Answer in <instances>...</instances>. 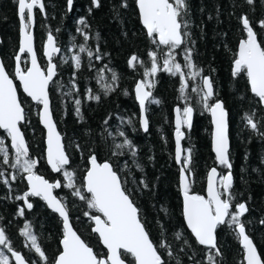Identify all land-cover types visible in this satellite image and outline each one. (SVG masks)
Here are the masks:
<instances>
[{"label": "trees", "instance_id": "trees-1", "mask_svg": "<svg viewBox=\"0 0 264 264\" xmlns=\"http://www.w3.org/2000/svg\"><path fill=\"white\" fill-rule=\"evenodd\" d=\"M44 2L47 17L38 10L35 26L36 49L44 68L47 62L43 56V46L48 30H52L58 45L66 52L73 42L72 37L76 38L77 44L84 42L76 32L77 27H80L77 22L82 17L87 19L90 26L86 29L91 35L88 46L95 51L98 44L103 55V59L99 61L93 58L91 63L94 67L89 68L90 62L86 54H82V67L79 70L74 69L71 60L61 63V57L55 58L58 65V76L55 80L65 87L61 90L51 85L52 109L70 154L69 168L76 172L77 186L84 184V177L89 168V156L92 153H95L100 162L109 161L114 170L127 179L126 187L132 192V199L141 211L150 238L157 244L162 239L171 244L172 257H169L164 249H159L167 264H177V260L180 264H206L207 249L197 243L184 220L179 184L180 166L174 159V112L177 105L183 107V101L178 98L181 79L179 75L174 76L164 71L156 74L153 95L161 103L149 107V131L146 133L140 125V109L134 95L136 83L145 79V67H150L149 52L156 50L162 53L167 49L165 46L154 44L153 38L148 36L141 24L136 0H127L126 8L121 7L122 0H101L99 8L93 7L92 0H73L70 12L67 10V0ZM188 3L189 15L193 21L190 31L195 41L194 45H190L194 48L193 60L203 69V75L211 76L216 93L214 99L222 100L229 112L230 158L235 195L233 203L247 202L249 212L242 219L247 221L246 230L264 259V224L260 223L264 220V137L246 127L244 118L245 113L255 112L256 118L264 123V107L251 93L246 74L233 76V64L239 42L246 38L240 20L242 15L248 16L264 46V27L259 24V21L264 20V0H254L251 5L247 4L246 0H188ZM90 7L93 9L91 13L88 11ZM0 35V55L5 67L13 74L11 70H14L20 42V21L15 0H0ZM177 53V60L183 65V46L177 49ZM132 55L139 57L144 62L143 65L131 67L129 60ZM24 59L27 60L26 56ZM162 59L163 55L160 57L161 62ZM27 64L23 63V66L26 67ZM105 65L118 75L115 91L109 94H104L102 86L97 83L96 70ZM74 72L79 93L73 95L82 100L83 119L76 115L72 98L61 95V91L69 90ZM105 76L111 82V73L106 71ZM198 82V78L196 81L190 80L189 93L196 111L191 131L186 133L183 145L190 146L193 150L192 168L195 183L192 184L191 190L204 195L208 171L212 167H218L221 172L227 170L223 166H217L212 152L210 114L196 102V94L191 93V87ZM88 88L101 95L99 102L85 98ZM20 99L27 116L22 129L30 155L39 160V173L51 180V172L45 160V131L39 123L40 105L33 103L22 93ZM129 117L133 121L131 125L121 123L122 119L127 120ZM118 129L125 131L136 145L135 160L142 166L143 171L135 167L133 157L127 151L124 155L113 156V140L108 132L115 134ZM260 130L264 131V126H261ZM0 138L5 139L9 151L13 152L9 137L1 129ZM121 139L118 137L117 141ZM125 162L127 168L124 167ZM0 171H4L7 176L12 169L5 165L0 167ZM59 177L64 185L65 178ZM142 178L149 185L147 189L139 186ZM26 190L25 179L10 181V188L0 180V223H6L7 235L17 250L22 243L17 221L21 222L22 219L17 215V204L12 198L22 195ZM71 193V189L62 186L57 195L67 200L73 226L95 252L101 256L106 255L107 252L98 236L91 230L93 222L84 215L89 211L86 203ZM91 211L93 214H99L95 210ZM27 215L51 262L60 251L56 238L62 234L57 216L40 201L36 202ZM176 232H182L183 239H176ZM184 239L188 241V245L183 243ZM217 246L222 253V257L218 258L219 264H240L243 260L242 247L227 226L218 227ZM122 255L129 264L135 263L130 254Z\"/></svg>", "mask_w": 264, "mask_h": 264}, {"label": "snow or ice", "instance_id": "snow-or-ice-1", "mask_svg": "<svg viewBox=\"0 0 264 264\" xmlns=\"http://www.w3.org/2000/svg\"><path fill=\"white\" fill-rule=\"evenodd\" d=\"M17 4V15L21 24V40L19 51L15 56V68L11 70L27 94L36 104L40 105L38 113L40 120L46 128V160L51 169L62 173L66 180L63 185L72 190V195L84 201L89 209L84 215L94 223L92 231L96 233L107 249V254L101 256L94 251L93 247L81 237L72 226L69 216L68 203L65 198L53 194V190L60 188V180L50 182L43 175L37 173L36 168L39 163L37 158H33L29 152V145L21 130L22 122L27 116L25 107L18 95L17 85L13 74L6 69L5 62L0 59V129L6 132L10 138V147L4 138H0V167L8 166L12 171L5 176L4 171H0V180L9 186L10 181L18 178L26 179L28 190L22 195H17L16 200L23 201V206L19 207L17 214L21 217L25 215V210H31L33 203L30 197H38L46 202L47 206L57 213L62 219L63 236L61 240L62 250L59 251L51 262L42 248L39 237L34 231L32 223L25 222L19 229L20 235L24 238V246L32 250L43 264H125L122 253L130 254L135 264H167L159 249H164L169 257L173 256L171 244L162 239L158 244L154 243L145 228L140 209L132 199V192L127 189V179L114 170L112 163L104 161L98 162L95 153L89 156L90 168L84 177V184L77 186L76 172L70 170V154L64 143V136L57 129L56 121L53 118L52 101L50 98L49 86L55 85L63 90L65 87L59 83L57 63L54 59L61 57V63L72 61L75 70L82 67V54H86L89 60V68L94 67L91 63L93 58L97 61L103 59L97 44L95 51L88 46L91 39L90 26L86 18H80L76 32L83 38V43H75L76 38L72 37V44L65 52L57 45L56 37L51 29L47 32L44 44V56L47 60V67H41L38 62L37 52L34 44V28L36 21V10L47 17L44 0H15ZM101 0H92L95 8L100 7ZM139 15L143 26L147 30L149 37L153 38V43L165 46L167 51L159 52L153 50L149 52L151 61L150 67H145L144 77L135 85L136 99L140 107V125L144 132L149 129L148 110L153 104H160L161 101L153 95L156 87L155 76L164 71L171 75H179L181 85L179 88L183 107L177 105L175 108V155L174 159L180 165V187L183 196V216L187 227L191 230L199 245L207 249L205 254L206 264H219L218 258L222 257L216 242V232L218 227L227 226L236 236L242 246L244 253L240 264H264V259L251 237L246 232V220L242 218L249 212L247 202H236L233 193L234 177L232 174V162L230 158V142L228 136V112L224 102L214 99L216 96L213 80L211 76L203 75V69L193 60L195 41L192 39L190 28L193 24L188 0H136ZM251 5L254 0H246ZM127 0H122L121 7L126 8ZM73 7V0H67V10L70 12ZM92 7L88 9L92 12ZM242 27L246 33V38L241 39L238 51L235 54L233 76L245 73L250 85V91L258 98V103L264 105V46L258 40L257 33L249 21L248 16L240 17ZM264 27V20L259 21ZM58 32L59 29H56ZM97 38L99 34L97 33ZM183 46L182 65L177 60V49ZM70 53V55H69ZM27 54L28 59L22 60V56ZM163 55L162 62L160 60ZM22 63H30L29 67L22 68ZM143 61L136 55H132L129 65L135 67L137 64L143 65ZM97 83L102 86L104 94L115 91L118 82V75L110 68L97 69ZM110 72L111 77L105 76V72ZM191 87V93L196 94V102L203 110L209 112L212 117L213 150L215 159L219 166H223L226 172L218 171L217 167H212L207 173L206 196L191 190L195 183V173L192 168V148L185 147L182 141L186 139V133L191 131L193 116L196 109L192 105V96L189 93L190 80L196 81ZM74 93H79L76 84L75 72L70 82L67 92L61 91L62 96L72 98L75 113L83 119L81 114L82 100L74 97ZM85 98L87 100L100 101L101 95L93 92L92 88L86 89ZM246 127L250 128L258 135L264 137V126L261 120L256 118L255 112L245 113ZM132 118L121 121L122 124H132ZM107 124V121H105ZM108 135L113 140V156L124 155L127 151L133 157L135 167L143 171L142 166L136 162L137 147L128 138L125 131H112ZM122 138L117 141V138ZM79 149V144L76 145ZM128 167L127 162L124 165ZM135 183V179L133 180ZM139 186L144 189L149 187L145 179H141ZM91 210H95L93 214ZM165 212L166 209H163ZM264 224V220L260 221ZM176 239H183L182 232H176ZM188 245L186 239L183 240ZM183 250V249H182ZM0 264H37V261L26 258L22 252L14 249L10 237L6 233V228L0 226ZM177 264H180L177 260Z\"/></svg>", "mask_w": 264, "mask_h": 264}, {"label": "water", "instance_id": "water-1", "mask_svg": "<svg viewBox=\"0 0 264 264\" xmlns=\"http://www.w3.org/2000/svg\"><path fill=\"white\" fill-rule=\"evenodd\" d=\"M137 4V3H136ZM137 8H138V6H137ZM138 12H139V9H138ZM140 16V15H139ZM140 21H141V18H140ZM141 24H142V22H141ZM35 26H36V21H35ZM142 26H143V24H142ZM144 27V26H143ZM145 28V27H144ZM20 29H21V24H20ZM145 30H146V28H145ZM254 30V29H253ZM255 31V30H254ZM146 32H147V30H146ZM34 37H35V40H34V44H35V50H36V52H37V49H36V36H35V28H34ZM257 38H258V36H257ZM20 40H21V31H20ZM259 40V39H258ZM2 41V39H1V35H0V42ZM57 41V40H56ZM46 42V41H45ZM45 44V43H44ZM19 45H20V42H19ZM57 45H58V43H57ZM59 46V45H58ZM60 47V46H59ZM19 51V50H18ZM24 56H26V58L28 59V56H27V54H24ZM24 56H22V60H25L24 59ZM43 56H44V46H43ZM45 57V56H44ZM37 58H38V62L40 63V65H41V62H40V60H39V56H38V53H37ZM0 59H2V57H1V55H0ZM45 60H46V58H45ZM46 62H47V60H46ZM55 62V61H54ZM30 66V63H28L27 64V66L26 67H29ZM21 67L22 68H25V66H23V63L21 64ZM41 67H43L42 65H41ZM47 67V66H46ZM45 67V68H46ZM14 68H15V65H14ZM233 68H234V64H233ZM7 69V68H6ZM13 78H14V81H15V83H16V85H17V91H18V95H19V97H20V93H22L23 95H25L27 98H29L33 103H36V102H34L30 97H28L27 96V94L26 93H24V91H23V88H22V85H21V83H20V81L17 79V78H15L14 77V75H13ZM55 79V78H54ZM50 87H51V85L49 86V92H50ZM249 87H250V85H249ZM252 93V92H251ZM253 94V93H252ZM134 95H135V99H136V94H135V87H134ZM254 95V94H253ZM50 98H51V96H50ZM136 102H137V104L139 105V103H138V100L136 99ZM224 106H225V103H224ZM41 107V106H40ZM177 107V106H176ZM175 107V108H176ZM263 107H264V105H263ZM225 108H226V106H225ZM139 109H140V107H139ZM226 110H227V108H226ZM227 112H228V110H227ZM210 114V113H209ZM174 115H176L175 114V112H174ZM53 118H54V120H55V117H54V113H53ZM194 118H195V113H194V116H193V122H194ZM210 118H211V124H212V117H211V114H210ZM56 121V120H55ZM25 122L26 121H24V122H22V124H21V130H22V132L24 133V131H23V129H22V125H24L25 124ZM39 123H40V125H41V127L44 129V131H45V160H46V147H47V145H46V128L44 127V125L42 124V122H41V120H40V117H39ZM174 123H175V117H174ZM57 124V123H56ZM228 125H229V112H228ZM57 129L59 130V128H58V125H57ZM2 130V129H1ZM4 131V130H3ZM60 131V130H59ZM148 131H149V129H148ZM147 131V132H148ZM213 131H214V125L212 124V152H213V154H214V156H215V153H214V150H213ZM144 132V131H143ZM146 133V132H145ZM24 136H25V134H24ZM228 136H229V142H230V149H231V140H230V133H229V127H228ZM10 139V138H9ZM25 139H26V137H25ZM26 141H27V139H26ZM10 144H11V141H10ZM182 144H183V141H182ZM229 149V150H230ZM29 152H30V150H29ZM97 160H98V158H97ZM98 162H100L99 160H98ZM46 163H47V160H46ZM100 163H103V162H100ZM216 164H217V162H216ZM47 165H48V167L50 168V170L54 173V174H59L58 172H55V171H53L52 169H51V167H50V165L47 163ZM180 166V165H179ZM217 166H219L218 164H217ZM37 168H38V165H37ZM36 168V169H37ZM89 168H90V162H89ZM218 168V167H217ZM218 171H220L219 170V168H218ZM39 174V173H38ZM232 174H233V172H232ZM41 175V174H40ZM45 177V176H44ZM234 177V176H233ZM45 179H47L46 177H45ZM48 180V179H47ZM58 180H60V179H58ZM27 181V180H26ZM50 181V180H49ZM57 181V180H56ZM61 181V180H60ZM51 182V181H50ZM62 183V182H61ZM28 184V183H27ZM179 184H180V178H179ZM29 187V186H28ZM62 188V186L60 187V188H57V189H54L53 190V194L54 195H57V191H59L60 189ZM206 189H207V180H206ZM180 191H181V187H180ZM205 196H206V193L204 194ZM58 196V195H57ZM181 198H182V205H183V196H182V191H181ZM45 202V201H44ZM46 203V202H45ZM47 205V204H46ZM48 207V206H47ZM48 209L50 210V211H52L49 207H48ZM53 213H55L54 211H52ZM55 214H57V213H55ZM58 215V214H57ZM70 216V215H69ZM58 217H59V215H58ZM60 218V217H59ZM61 219V218H60ZM62 220V219H61ZM184 220H185V218H184ZM70 221H71V218H70ZM71 223H72V221H71ZM185 223H186V220H185ZM72 226H73V223H72ZM186 226H187V224H186ZM74 227V226H73ZM93 227H94V223H93ZM188 228V227H187ZM74 229H75V227H74ZM76 230V229H75ZM188 230L191 232V230L188 228ZM218 230V229H217ZM77 231V230H76ZM93 232V231H92ZM246 232H247V230H246ZM77 233H78V231H77ZM94 233V232H93ZM79 234V233H78ZM95 235H97L96 233H94ZM247 234H248V232H247ZM249 235V234H248ZM98 236V235H97ZM250 236V235H249ZM194 237V236H193ZM251 237V236H250ZM99 238V237H98ZM195 238V237H194ZM251 239L253 240V238L251 237ZM62 240V239H61ZM100 240V239H99ZM216 242H217V232H216ZM253 242H254V240H253ZM100 243H101V245L103 246V248L106 250V252H107V249H106V247L102 244V242L100 241ZM255 243V242H254ZM61 244V243H60ZM241 245V244H240ZM255 245H256V243H255ZM90 246V245H89ZM202 246V245H201ZM91 247V246H90ZM203 247H205V246H203ZM242 247V246H241ZM256 247H257V245H256ZM61 250H62V245H61ZM257 250H258V252H259V249H258V247H257ZM260 253V252H259ZM261 255V254H260ZM261 258H262V256H261ZM122 259H124L123 258V255H122ZM125 260V259H124ZM125 264H129L126 260H125ZM135 264V263H134Z\"/></svg>", "mask_w": 264, "mask_h": 264}, {"label": "flooded vegetation", "instance_id": "flooded-vegetation-1", "mask_svg": "<svg viewBox=\"0 0 264 264\" xmlns=\"http://www.w3.org/2000/svg\"><path fill=\"white\" fill-rule=\"evenodd\" d=\"M37 11L38 10H36V13H37ZM54 61H55V59H54ZM48 166V165H47ZM38 168H39V163H38ZM38 168L36 169V171H37V173H39V171H38ZM48 169H49V171L51 172V180L50 179H48V180H50L51 182H54V181H56V180H58V179H60V177L59 176H63L62 175V173H59V174H54L51 170H50V168L48 167ZM221 172V171H220ZM40 174V173H39ZM42 175V174H41ZM44 176V175H43ZM26 180V179H25ZM61 180V179H60ZM61 182H62V186H63V181L61 180ZM26 183H27V181H26ZM27 190H28V184H27ZM26 190V191H27ZM61 190V189H60ZM59 190V191H60ZM59 191H57V192H59ZM30 199V201L33 203V205L35 206L36 205V202H42V203H44L45 204V206H47L46 205V203L42 200V199H40V198H38V197H30L29 198ZM12 200H14L15 201V203L17 204V210H18V208L19 207H21V206H23V204H24V202L23 201H20V200H16L15 198H12ZM34 206H33V208H34ZM32 208V209H33ZM48 208V207H47ZM31 209V210H32ZM31 210H25V215L23 216V217H21V216H19L18 214V216L22 219V221L21 222H19V221H17V223H18V226H17V230H18V232H19V229L20 228H22L23 227V225H24V223L25 222H31V220H29V216L27 215V212H29V211H31ZM36 213V212H35ZM55 214V213H54ZM56 216H57V220H58V222L60 223V225H61V234L62 235H60L59 237L57 236V238H56V242H58V245H59V249H60V251H61V239H62V236H63V225L61 224L62 223V220L58 217V215L57 214H55ZM54 219V218H53ZM16 222V221H15ZM32 223V222H31ZM0 226H4L5 228H6V233H7V225H6V223H0ZM34 228V227H33ZM49 229H52V227H49ZM34 231H35V229H34ZM36 234H37V236L39 237V235H38V233L37 232H35ZM39 242H40V244H41V246H42V248L44 249V247H43V244H42V241H41V238L39 237ZM13 244V247L15 246V244L14 243H12ZM16 247V246H15ZM15 247H14V249H15ZM18 248H19V250H17V249H15V250H17V251H20V252H22V254H24L25 256H26V258H30V261L31 260H35V261H37V264H43V262L42 261H40L39 260V258L37 257V255L32 251V250H30L29 248H26L25 246H24V238L22 237V243H21V245L20 246H18ZM44 251L46 252V255L49 257V255L47 254V251L44 249ZM58 254H59V251L55 254V256L53 257V259L56 257V256H58ZM50 260H51V258H49Z\"/></svg>", "mask_w": 264, "mask_h": 264}]
</instances>
